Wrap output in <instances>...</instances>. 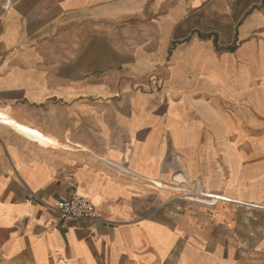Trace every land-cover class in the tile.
Instances as JSON below:
<instances>
[{"label": "crops", "instance_id": "1", "mask_svg": "<svg viewBox=\"0 0 264 264\" xmlns=\"http://www.w3.org/2000/svg\"><path fill=\"white\" fill-rule=\"evenodd\" d=\"M0 114L48 141L0 121V264H238L264 217V0H0ZM186 185L228 238L152 213ZM75 189L111 224L60 223Z\"/></svg>", "mask_w": 264, "mask_h": 264}, {"label": "rangeland", "instance_id": "2", "mask_svg": "<svg viewBox=\"0 0 264 264\" xmlns=\"http://www.w3.org/2000/svg\"><path fill=\"white\" fill-rule=\"evenodd\" d=\"M7 3V1H6ZM1 121V120H0ZM3 122L7 127L12 128L17 134L26 137L29 140H32L41 145L42 141L48 142L45 138L46 136L42 133H37L30 128L16 127L11 119L8 122ZM201 147H206V139H200ZM223 188L212 190L214 193H225ZM179 189V188H178ZM200 187H193L191 185L180 186L178 191H169L171 192V197L168 200H165L164 206L162 202H157V195H151V208L152 213L162 215L169 212L174 213H183L185 215H190L196 219H200L203 222V229L208 238L211 241H216L222 238H228L231 235V232L227 230V227L221 225L215 221L216 212H218V206L212 204L211 206H206L201 204V200H206L203 197L205 192L201 191ZM233 208L237 209L235 211L236 215L239 213V206L231 205ZM243 209V208H242ZM247 224H250L253 229L252 235H247L243 240L241 237L238 239L242 241V246L239 247L238 255V264H264V217H256L255 215L248 217ZM243 224L242 227H245Z\"/></svg>", "mask_w": 264, "mask_h": 264}, {"label": "built area", "instance_id": "3", "mask_svg": "<svg viewBox=\"0 0 264 264\" xmlns=\"http://www.w3.org/2000/svg\"><path fill=\"white\" fill-rule=\"evenodd\" d=\"M47 206L57 215L60 223L69 225L88 222L101 225L111 224L104 213L98 210L91 201L79 195L76 189L68 196L61 197L54 206Z\"/></svg>", "mask_w": 264, "mask_h": 264}, {"label": "bare ground", "instance_id": "4", "mask_svg": "<svg viewBox=\"0 0 264 264\" xmlns=\"http://www.w3.org/2000/svg\"><path fill=\"white\" fill-rule=\"evenodd\" d=\"M0 118L1 119H6V117L4 115H2V114H0Z\"/></svg>", "mask_w": 264, "mask_h": 264}]
</instances>
